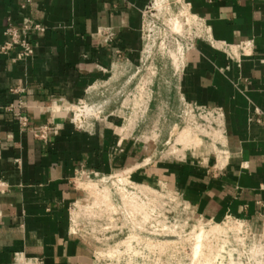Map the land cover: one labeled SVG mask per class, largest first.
Instances as JSON below:
<instances>
[{"label": "crops", "instance_id": "crops-1", "mask_svg": "<svg viewBox=\"0 0 264 264\" xmlns=\"http://www.w3.org/2000/svg\"><path fill=\"white\" fill-rule=\"evenodd\" d=\"M150 1L0 0V43L9 21L46 27L32 32L29 59L0 53V104L16 106L0 110V264H95L71 212L81 197L77 178L122 169L140 183L174 185L203 218L246 222L260 233L264 254V0H187L204 35L188 49L175 90L210 111L221 147L178 161L147 156L138 139H126L121 117L106 107L116 99L99 97L130 85ZM108 28L113 43L100 32ZM79 105L98 112L83 114V127L73 121L78 107L80 123ZM45 125L54 128L47 142L35 135Z\"/></svg>", "mask_w": 264, "mask_h": 264}, {"label": "rangeland", "instance_id": "rangeland-1", "mask_svg": "<svg viewBox=\"0 0 264 264\" xmlns=\"http://www.w3.org/2000/svg\"><path fill=\"white\" fill-rule=\"evenodd\" d=\"M187 2L150 1L142 13L144 56L128 75L132 82L126 88L103 89L99 96L116 99L106 107L114 117H121L123 136L138 139L145 154L158 159L178 161L186 154L196 155L201 147H208L207 153L214 155L221 147L215 120L202 109L186 106L175 90L183 52L187 57L188 47L204 35L201 21ZM85 107L79 109L80 123L83 114L90 119L98 113ZM77 112L78 107L76 116ZM84 122L85 118L77 123L83 127ZM184 130H189L188 141H179ZM198 137L197 143L189 141ZM126 170L83 173L77 178L81 197L71 212L76 231L94 247L95 264L264 263L261 235L246 222L203 218L172 184L140 183L131 174L132 189L128 183L131 172ZM118 178L123 182L113 184Z\"/></svg>", "mask_w": 264, "mask_h": 264}, {"label": "built area", "instance_id": "built-area-1", "mask_svg": "<svg viewBox=\"0 0 264 264\" xmlns=\"http://www.w3.org/2000/svg\"><path fill=\"white\" fill-rule=\"evenodd\" d=\"M33 1L34 0H28V3L31 4ZM186 5L189 7V9H191V4L189 2H187ZM194 16L196 18H198L195 14H194ZM45 30H46V27H44L41 23H38L33 19H27L22 25H16L13 21H9V23L5 29V32H4L6 39L4 42L0 43V53L9 54L13 50H16L17 51V58H16L17 60L25 61V60L29 59L30 57H32L34 55V52H35V44L33 43L32 39H31L32 32L33 31L44 32ZM100 32L105 36V42L106 43H113L115 41L116 32L113 30V28L101 30ZM189 48L190 47H188V49ZM143 56L144 55L142 54V57ZM182 58H183V62L181 60V64L177 66L178 69L176 71V74L178 75L179 79H180V77H181V75H182V73L186 67V62H185L186 61V54H185V52H183ZM131 80L132 79L130 77V83L132 82ZM12 91H15V90L12 89ZM181 99L185 103L186 106H189V107L192 106V107L197 108V109H202L203 113H207L206 115L210 114L209 110L197 107L195 105H191L185 100V98H181ZM20 104H22V103H20ZM15 107L16 106L13 103L9 104L7 106L0 104V110L6 109L7 111H13L15 109ZM76 118H77V116L75 114L73 121L75 122V124L77 126H80L76 122ZM19 121L23 127H28L29 119L27 116L19 114ZM53 132H54L53 127H51L49 125H45V126L40 127L39 129H36L35 135L38 138H40L41 140L47 142L50 140V135ZM126 172H127V170H126ZM131 174H132V172L128 176L130 178V180L133 178ZM109 177L111 179H115V176L111 175ZM116 181H119L120 184L122 183L119 178L112 181V183L116 184L115 183ZM132 182H134V181H132ZM117 187H118V185H117ZM130 187L134 188V186H130ZM73 204H75V202H73Z\"/></svg>", "mask_w": 264, "mask_h": 264}, {"label": "bare ground", "instance_id": "bare-ground-1", "mask_svg": "<svg viewBox=\"0 0 264 264\" xmlns=\"http://www.w3.org/2000/svg\"><path fill=\"white\" fill-rule=\"evenodd\" d=\"M159 2V1H158ZM161 2V1H160ZM186 13V12H185ZM187 17V16H186ZM191 19V18H190ZM191 22V21H190ZM177 61V60H176ZM88 107V106H87ZM75 109V108H74ZM79 109H81V105H79ZM85 110H86V108H85ZM89 112V111H88ZM87 115V114H86ZM85 115V116H86ZM128 171V170H127ZM120 179V181H122V178H119ZM123 182V181H122ZM128 183H129V185H131V186H133L134 185V183L135 182H132V180L131 181H128ZM135 187V186H134ZM132 189H134V188H132ZM73 224H74V221H73ZM222 227V229L224 230V228H223V226H221ZM201 236V235H200ZM202 239V238H201ZM210 247V246H209ZM198 248V247H197ZM199 250V249H198ZM102 253H103V251H102ZM199 259V258H198ZM202 260V257H200V261ZM206 260H204L203 262H205ZM130 262H131V260H130ZM23 263V262H22ZM201 263H202V261H201ZM206 263H207V261H206ZM206 263H204V264H206ZM21 264V263H20Z\"/></svg>", "mask_w": 264, "mask_h": 264}]
</instances>
